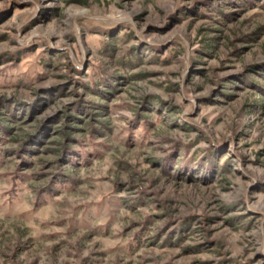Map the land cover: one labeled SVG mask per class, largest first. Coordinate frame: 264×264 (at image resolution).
Returning a JSON list of instances; mask_svg holds the SVG:
<instances>
[{
  "label": "rangeland",
  "instance_id": "374dc122",
  "mask_svg": "<svg viewBox=\"0 0 264 264\" xmlns=\"http://www.w3.org/2000/svg\"><path fill=\"white\" fill-rule=\"evenodd\" d=\"M0 264H264V0H0Z\"/></svg>",
  "mask_w": 264,
  "mask_h": 264
},
{
  "label": "trees",
  "instance_id": "16d2710c",
  "mask_svg": "<svg viewBox=\"0 0 264 264\" xmlns=\"http://www.w3.org/2000/svg\"><path fill=\"white\" fill-rule=\"evenodd\" d=\"M85 107V106H84ZM85 108H88V107H85ZM69 117H74L75 119H79V120H83L82 118H78L76 117L75 115H72V114H69ZM84 124L86 123L87 124V121L86 120H83ZM67 136V139L70 138L69 134H66ZM30 145V144H29Z\"/></svg>",
  "mask_w": 264,
  "mask_h": 264
}]
</instances>
